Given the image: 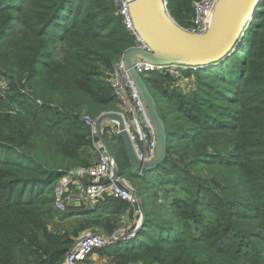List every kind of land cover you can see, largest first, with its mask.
Segmentation results:
<instances>
[{
    "label": "trees",
    "instance_id": "16d2710c",
    "mask_svg": "<svg viewBox=\"0 0 264 264\" xmlns=\"http://www.w3.org/2000/svg\"><path fill=\"white\" fill-rule=\"evenodd\" d=\"M172 1L190 27L196 0ZM133 45L112 0H0V264H61L94 213L129 203L103 196L59 209L55 189L95 163L86 118L119 110L109 78ZM181 72L194 78L188 92L168 71L143 75L168 135L159 165L129 172L121 138L102 126L118 176L151 193L140 230L97 250L125 263L264 264V0L235 52ZM156 187L172 195L161 211L151 209ZM73 218L86 224L76 238L52 229Z\"/></svg>",
    "mask_w": 264,
    "mask_h": 264
},
{
    "label": "water",
    "instance_id": "95a60500",
    "mask_svg": "<svg viewBox=\"0 0 264 264\" xmlns=\"http://www.w3.org/2000/svg\"><path fill=\"white\" fill-rule=\"evenodd\" d=\"M134 26L149 47V51L129 48L122 56L124 68L132 79L143 104L145 105L148 122L155 130V156L143 162L134 152L132 142L126 130L124 118L117 112H104L95 119V133L102 143L107 155L113 161V178L118 182L117 164L114 156L107 147L103 135L102 124L106 121L117 122L118 134L122 140L129 165L135 171H145L159 165L167 153V131L160 117L156 100L147 87L143 76L136 70L135 61L157 65H181L196 69L209 67L235 52L245 35L248 25L260 0H217L209 27L204 33H194L180 26L169 12L165 0H127ZM125 186H128L124 183ZM134 197L138 194L132 189ZM142 221L144 220L141 202H138ZM141 223L133 230L120 237L98 233L107 237L111 242L128 239L138 232Z\"/></svg>",
    "mask_w": 264,
    "mask_h": 264
},
{
    "label": "built area",
    "instance_id": "2783aa9c",
    "mask_svg": "<svg viewBox=\"0 0 264 264\" xmlns=\"http://www.w3.org/2000/svg\"><path fill=\"white\" fill-rule=\"evenodd\" d=\"M112 2L125 31L133 39L132 47L149 51L148 45L134 26L129 2L127 0H112ZM216 2L217 0L194 1L191 24L186 29L194 33H204L209 27ZM135 68L142 76L153 71H168L171 74H176L187 69L181 65L150 64L140 59L135 61ZM109 80L112 93L121 108L120 114L124 118L126 130L137 158L143 162L150 161L156 151L155 130L148 122L145 105L124 68L122 58L114 64ZM86 123L92 133L96 134L95 120L86 118ZM103 129L108 135L118 134L115 120H108ZM93 148L96 152V161L93 165L76 167L66 173L58 182V189L56 188L57 208L65 209L66 205L73 201L91 204L105 195L129 202L135 200L132 191L134 188L129 184L125 186L113 178L114 163L107 155L100 140L93 144ZM72 181L73 186L71 187ZM109 243L107 237L96 232L85 231L79 237L78 242L71 246L61 264H82L95 250L103 248Z\"/></svg>",
    "mask_w": 264,
    "mask_h": 264
},
{
    "label": "rangeland",
    "instance_id": "374dc122",
    "mask_svg": "<svg viewBox=\"0 0 264 264\" xmlns=\"http://www.w3.org/2000/svg\"><path fill=\"white\" fill-rule=\"evenodd\" d=\"M167 4H168L167 6L170 8L173 5V1L172 0L167 1ZM174 76L176 77L175 83H176L177 87L180 90H183V92H188L190 90L191 85H192L191 81H194L193 76H191V78L185 77L182 74V72H178ZM118 107H119V110L116 112L120 114L121 108L119 105H118ZM106 122H104V123H106ZM114 135L119 136V134H114ZM114 135H111L110 137H114ZM217 147H218V149H221L224 147V145L222 144V145H219ZM129 172L135 173L136 171L133 168H129ZM207 174H209V171H207ZM122 179L125 182L134 186L136 193L138 194V200L135 198L134 201H131V202L127 201V202H129V203H127V205L120 204L118 202L116 205L115 204L112 205L111 208L108 207V208H106L100 212L94 213L93 219L96 223H93L92 227L88 228L89 230H85V231H91V232L106 231V232H110L112 234V233H114V230H119V229L124 228L123 227V222H124L123 216L126 213H128L127 218L129 217V220H130V219H133V217L131 216L132 213L138 212V211L140 212L138 202H141V205L143 208V205L145 204V201H146L145 199H146V197H148V195H150L151 192H147L148 188H145L144 184L141 183L140 181H138L132 175H129V174L124 175V176H122ZM56 188L58 189L57 186H56ZM57 189H55V196H57L56 195ZM154 191H156L158 193L159 197L157 198V201L155 202V204H153L151 209L156 210V211H161V210H163L162 209L163 206H165V207L167 206V203H168V201L172 195L167 196V194H165L163 192V189H161L159 187L154 188ZM167 211H168V209H167ZM142 212L144 214V209L142 210ZM170 213H171V211H170ZM140 214H141V212H140ZM144 218H145V216H144ZM82 221H83V218H73V220L68 219V220L63 221V222L55 221L52 224V229L54 231L58 230L60 232L61 231L66 232V233H69V234L75 236V230L77 229V227H79L80 225H86L84 223V221L83 222ZM137 221H139V223H141V226L143 225L144 220L142 221V215L140 216V218L136 216L135 222H137ZM121 227H123V228H121ZM84 229H86V228H84ZM84 229H82L83 231L79 230V232H82V233H79V232L77 233L79 236L77 237V239L75 240V242L73 244L78 242L79 237H81L82 234L85 232ZM248 229H250V231L253 232L252 230L254 228L249 226ZM254 231H256V230L254 229ZM113 236L119 237L118 235H113ZM74 238H76V236ZM109 242H111V241L109 240ZM116 257H117L116 254H114L111 257H104V258H102V260H103L102 264H111V263L112 264H149V262H150V259L149 260L142 259V261H138V262L136 260H134L132 262L125 263L124 261H122L121 259L116 258Z\"/></svg>",
    "mask_w": 264,
    "mask_h": 264
},
{
    "label": "crops",
    "instance_id": "0c3cea01",
    "mask_svg": "<svg viewBox=\"0 0 264 264\" xmlns=\"http://www.w3.org/2000/svg\"><path fill=\"white\" fill-rule=\"evenodd\" d=\"M107 123V122H106ZM106 123H103L102 124V126L103 125H106ZM132 168V167H131ZM139 172V171H138ZM119 179L122 181V183L121 184H129V183H127V182H125L123 179H121L120 177H119ZM129 185H131V184H129ZM73 186V181H72V183H71V187ZM133 188H134V186L133 185H131ZM135 189V188H134ZM105 196H109V195H105ZM110 197V196H109ZM109 197H106V198H108L109 199ZM127 216H128V213H126L123 217H124V219H123V227H121V228H123V229H119V230H114V233H110V232H106V231H97L96 233H100V232H102V233H105V234H111V235H118L119 237L120 236H122V235H124V234H126V233H128V232H130V231H133L137 226H138V223H139V221H137V222H135V218H136V216L137 217H139L140 218V216H141V214H140V212L138 211V212H134V213H132V217H133V219H130L129 220V217L127 218ZM132 237V236H131ZM130 238V237H129ZM128 238V239H129ZM127 239H125V240H118V241H115V242H112V243H114V244H109L108 246H115L117 243L116 242H119V246L118 247H116L114 250H116L117 248H121V247H123V244L122 243H125L124 241H126ZM107 246V247H108ZM103 251V250H102ZM101 253V251H98V250H96V251H94L89 257H88V259L85 261V262H83L82 264H102V262H103V260H102V258H104V257H111V256H113L114 254H107V253H103V254H100ZM102 260V261H101ZM112 264V263H111Z\"/></svg>",
    "mask_w": 264,
    "mask_h": 264
}]
</instances>
